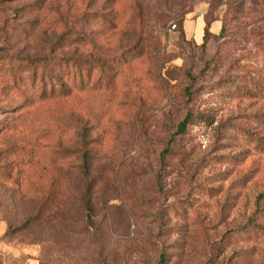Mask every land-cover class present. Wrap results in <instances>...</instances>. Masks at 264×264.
Segmentation results:
<instances>
[{
    "label": "rangeland",
    "instance_id": "1",
    "mask_svg": "<svg viewBox=\"0 0 264 264\" xmlns=\"http://www.w3.org/2000/svg\"><path fill=\"white\" fill-rule=\"evenodd\" d=\"M0 264H264V0H0Z\"/></svg>",
    "mask_w": 264,
    "mask_h": 264
},
{
    "label": "trees",
    "instance_id": "2",
    "mask_svg": "<svg viewBox=\"0 0 264 264\" xmlns=\"http://www.w3.org/2000/svg\"><path fill=\"white\" fill-rule=\"evenodd\" d=\"M209 23H207V25H206V28H205V32H204V40H203V45H204V43L207 41V39H208V36L210 35V31H209ZM29 60V59H28ZM38 60L36 59V58H34V59H31L29 62L31 63V64H33V63H35V62H37ZM189 115L190 114H188L187 115V117L183 120V122L180 124V129H184L183 127L185 126V123L188 121L187 119L189 118ZM86 164H87V162H86ZM85 175L86 176H88L89 175V168L86 166V168H85Z\"/></svg>",
    "mask_w": 264,
    "mask_h": 264
}]
</instances>
